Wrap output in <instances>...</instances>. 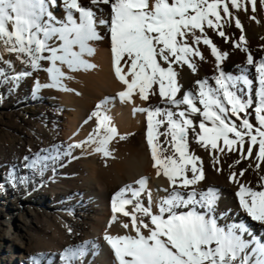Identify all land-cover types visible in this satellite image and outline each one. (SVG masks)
I'll return each instance as SVG.
<instances>
[{
    "label": "snow or ice",
    "instance_id": "1",
    "mask_svg": "<svg viewBox=\"0 0 264 264\" xmlns=\"http://www.w3.org/2000/svg\"><path fill=\"white\" fill-rule=\"evenodd\" d=\"M60 3L62 18L50 10L56 0H0L3 50L15 54L21 63L35 70L41 68V61L51 64L44 69L51 83L41 85L37 81L35 91L41 87L74 91L63 83L73 78L63 67L70 72L94 69L96 65L85 56L95 54L92 42L108 36L114 74L124 86L117 93L120 101L132 103L133 96L138 94L143 101L158 96L165 105L137 106L133 113H146L152 166L158 177L163 174L167 178L171 191L161 189L167 195L154 208L147 189L148 178L141 177L135 181L138 188L126 185L113 195L108 227L121 214L128 221H119L120 226L130 229L123 235L107 231L104 234L115 264H264V243L254 237L246 240L244 235L250 233L244 224L221 226L213 215L218 190L209 187L199 193L194 188L187 191L206 178L204 161L191 149V143L209 151L212 166L218 172L222 169L216 153L238 154L230 168L254 160L248 168L254 167L259 174L264 164V59L254 60L245 46L244 35L234 42V47L247 54V64L258 74L254 102L253 81L221 69L228 53L222 52L206 31L211 29L228 42L230 37L224 27L234 22L243 33V25L231 9L247 11L250 4L255 12L257 0H87V4L83 0H60ZM259 3L264 6V0ZM101 6H107L108 12ZM251 18L255 20V16ZM201 44L215 58L218 72L212 77L215 86L208 79H197L196 92L184 91L181 72L185 67L193 74L198 72L197 59L205 60ZM3 62L0 55V63ZM7 63L10 65L11 61ZM30 74L22 72L11 79L19 81ZM3 77L5 73L0 69V78ZM241 84L249 92L246 99L239 94L244 91ZM108 99L98 103L85 121L87 124L93 118L96 120L87 140L72 147L96 145L94 151L107 157L112 155L109 151L112 140L117 136L121 140L127 138L119 135L112 118L106 114ZM181 106L186 107L173 110ZM249 109L254 111L256 124L248 118ZM39 162L37 157L29 166L35 167ZM248 168L230 171L228 180L238 187L235 195L240 208L253 221L264 225V175H259L257 186L252 187L241 181ZM127 193H131V198H127ZM145 193L146 204L141 199ZM129 205L131 210L127 208ZM197 206L205 211H197ZM84 254L85 246L81 245L65 249L60 259L63 264H74ZM33 264H38L36 257Z\"/></svg>",
    "mask_w": 264,
    "mask_h": 264
},
{
    "label": "bare ground",
    "instance_id": "2",
    "mask_svg": "<svg viewBox=\"0 0 264 264\" xmlns=\"http://www.w3.org/2000/svg\"><path fill=\"white\" fill-rule=\"evenodd\" d=\"M83 3L87 4V0H83ZM101 7L108 12L107 6ZM247 8V11L231 10L240 19L244 30L241 33L234 22L225 25L224 31L230 37L228 42L211 29L206 31L214 44L222 52L228 53L220 65L221 69L226 74L244 75L253 81L251 95L255 102L258 74L252 65L247 64V54L234 47V42L244 35L247 41L245 46L254 60L258 62L264 59V6L257 0L255 12L251 11L250 5ZM50 10L58 18L63 17L60 0H56ZM253 16L255 20L251 18ZM92 44L96 49L95 54L85 56V59L96 65L94 69L76 72H70L66 66L62 69L73 77L63 83L74 91L45 87L35 91L37 81L41 85L51 83L49 74L44 70L51 66L50 62L41 61V68L35 70L0 46L4 61L0 63V69L5 73V77L0 78V196L1 206L6 201L9 203L8 197L12 198L13 205V213L3 208L0 218V264H8L12 257L10 253L14 251H20L18 257L24 264H33V257L37 258L38 264H63L60 254L67 248L81 245L85 246V254L74 264H115L112 251L103 246L106 245L104 234L107 231L111 235H123L130 229L125 230L120 226L119 221H128L121 214H117L119 220L108 227L113 195L126 185L138 188L135 181L141 177L148 178L147 189L152 194L154 208L155 203L167 195L161 189L169 188V181L163 174L159 177L156 175L144 141L146 113H133V108L137 106L165 105L161 104L158 96L143 101L138 94L133 96L132 103L121 102L117 93L124 90V86L114 74L110 38L105 36ZM199 47L205 60L197 59L196 74L187 67L181 72L180 82L184 91L196 92L197 79H208L209 84L215 86L212 79L218 75L215 58L207 46L201 44ZM8 61H11L10 65ZM22 72L31 74L19 81L11 79ZM239 86L244 88L242 84ZM239 94L246 99L249 92L244 88ZM106 98H109L105 104L106 114L112 118L119 135L127 138L121 140L117 136L112 140L109 144L112 155L107 157L94 151L96 145L72 147L82 144L92 133L96 127L95 118L87 124L85 121L96 105ZM198 106L202 108V105ZM184 107L173 110L180 111ZM248 112L250 122L256 124L253 109ZM191 149L204 161L206 178L187 191L194 188L199 193L209 187L218 190L219 199L213 213L218 223L221 226L244 224L250 233L244 235L246 240L254 237L264 243V225L253 221L240 208L235 195L238 187L228 180L230 171L248 168L249 163L254 164L255 161L245 160L230 168L229 165L239 158L238 154L216 153L220 156L219 167L222 169L218 172L212 166L209 151L195 143H191ZM25 157L29 159L26 161ZM37 157L40 162L35 167L29 166ZM259 175H264V164L259 174L254 167L248 168L241 181L256 187ZM126 196L131 198V193ZM141 199L147 203L146 193L142 194ZM21 207L27 210L18 214ZM131 207L127 206L128 210ZM197 211L204 212L205 209L197 206ZM16 214L20 216L21 232L17 228L11 229L10 218Z\"/></svg>",
    "mask_w": 264,
    "mask_h": 264
},
{
    "label": "rangeland",
    "instance_id": "3",
    "mask_svg": "<svg viewBox=\"0 0 264 264\" xmlns=\"http://www.w3.org/2000/svg\"><path fill=\"white\" fill-rule=\"evenodd\" d=\"M245 2H246V0H245ZM247 5H250V4H247ZM251 6V5H250ZM232 11H235V12H237V10H235V9H231ZM2 175H1V172H0V177H1ZM8 199H9V203L6 201L5 203H4V205L3 206H1V203H2V200H1V196H0V218L2 217V215H3V213H2V210H3V208H6L7 209V211H11L12 213H13V205H12V198H9L8 197ZM11 201V202H10ZM26 208L25 207H21L20 209H19V212H18V214L20 213V212H26ZM18 214H16V215H13L10 219V221H11V223H12V230H14L15 228H17V230L19 231V232H21V230H22V224L20 223V220H19V215ZM14 223H16V224H14ZM0 229H2V228H0ZM5 249V248H4ZM11 254V260L8 262V264H24V263H21V259L18 257L19 255H20V251H17V252H12V253H10ZM1 257H2V255H1ZM7 260H5V262H6ZM2 264V263H1ZM26 264V263H25Z\"/></svg>",
    "mask_w": 264,
    "mask_h": 264
}]
</instances>
